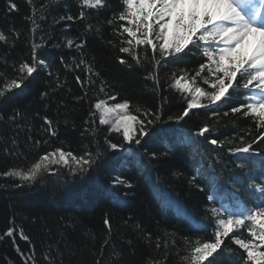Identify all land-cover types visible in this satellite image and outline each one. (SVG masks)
<instances>
[{
	"label": "trees",
	"instance_id": "trees-1",
	"mask_svg": "<svg viewBox=\"0 0 264 264\" xmlns=\"http://www.w3.org/2000/svg\"><path fill=\"white\" fill-rule=\"evenodd\" d=\"M121 11V0L96 9L81 0H0L7 38L0 41V88L23 80L0 97V264H191L195 241L214 242L218 219L264 200V139L256 140L260 130L244 110L231 112L253 92L233 89L211 105L202 99L205 109L177 119L190 96L174 81L196 77L207 60L203 42L165 57L136 46L137 64L120 51L130 39ZM33 46L38 67L29 77L19 65L31 64ZM212 79L205 70L194 86L211 91ZM100 100L127 101L146 135L137 124L125 141L101 124ZM205 126L210 131L201 135ZM110 143L126 145L127 156ZM56 148L93 163L75 172L74 163L52 164L31 182L2 175L27 171ZM168 196L173 203L163 208ZM235 235L251 239L247 227ZM246 255L230 234L203 264H246Z\"/></svg>",
	"mask_w": 264,
	"mask_h": 264
},
{
	"label": "snow or ice",
	"instance_id": "snow-or-ice-1",
	"mask_svg": "<svg viewBox=\"0 0 264 264\" xmlns=\"http://www.w3.org/2000/svg\"><path fill=\"white\" fill-rule=\"evenodd\" d=\"M123 11L119 19L127 22V26L120 27L130 38L128 47H122L121 52L129 53L136 60L140 59L136 54V46L150 47L154 52L159 51L162 57L181 54L189 45H199L203 42L202 55L207 58L206 63L199 66L196 77L188 81L180 77L174 81V87L185 93H190L192 99L187 102L183 114L177 119H182L189 114L191 109L207 107L216 104L230 96V90L243 88L251 90L253 95L247 99L249 102L232 107V113L244 110L245 116L254 120L259 135L256 140L264 139V0H121ZM104 0H81L83 8L96 9L103 6ZM11 7L15 9V4ZM85 13L80 12L84 17ZM72 19V17H67ZM63 19V17H62ZM3 33H0V41H6ZM68 46L73 45V40L67 41ZM31 64L23 62L19 65V72L32 76L37 71L36 47L32 49ZM153 59H155L153 57ZM121 63L126 61L121 60ZM44 62L39 61L42 65ZM83 63V61H81ZM159 63V61H156ZM212 76L210 82L211 91L194 86L196 78L202 72ZM149 77L154 78L152 73ZM79 81V78H77ZM184 80V83H181ZM208 82V81H206ZM22 79H12L0 88V97L7 92L20 88ZM114 100L115 97H110ZM207 100L208 105L202 104L201 100ZM129 103H115L111 106L100 100L95 108L101 110L100 123L107 124L109 113H123L112 125V130H123L125 141H132L136 135L135 125H140V135H146L143 121L137 116L131 115ZM227 115V113H225ZM46 123L51 124L45 118ZM151 123V121H149ZM210 129L205 126L200 128L199 133L204 135ZM137 144L140 143L136 139ZM215 145L217 140L210 141ZM112 149L118 147L110 143ZM251 145L240 149L249 152ZM85 156H75L71 152H65L56 148L53 152L45 153L39 157V161L31 165L27 171L9 169L2 173L4 176L19 177L25 182H31L42 172L47 171L52 164L68 165L74 163L72 171L85 170V166L93 163L92 159ZM258 190L264 193V184ZM215 212L216 210L213 209ZM109 221L105 220V224ZM247 227L251 239H244L235 235L236 230ZM233 234L234 243L237 244L247 255L246 264H264V200L245 213H229L227 219H218L215 230L214 242L195 241L197 246L191 249V264H203L209 257H213L218 249H221L224 237ZM6 235H13V230L8 229ZM24 239L28 237L24 236ZM184 259H188L185 257ZM209 264L211 262L209 261Z\"/></svg>",
	"mask_w": 264,
	"mask_h": 264
},
{
	"label": "rangeland",
	"instance_id": "rangeland-1",
	"mask_svg": "<svg viewBox=\"0 0 264 264\" xmlns=\"http://www.w3.org/2000/svg\"><path fill=\"white\" fill-rule=\"evenodd\" d=\"M181 83L183 84L184 82H182V80H181ZM188 94H189V96H190V99H192L191 94H190V93H188ZM105 102H106V104L109 105V106L112 105V103H108L107 101H105ZM113 104H115V103H113ZM95 109H96V108H95ZM96 111H97V113H98V115H99V117H100L101 110L96 109ZM122 114H123V113H109V114H107V115H106V119L109 120V123H107L106 125H108L109 127L112 128V125H113V124L116 122V120L119 118V115H122ZM120 132L123 134V130H122V129H121ZM116 149H117V150L120 149L121 152L118 150V151H119L118 154H121L122 158H123L124 156H127L126 148H124V147H122V148L117 147ZM117 150H116V151H117ZM172 200H173V199H172ZM168 203H170V205H172L173 201L169 200Z\"/></svg>",
	"mask_w": 264,
	"mask_h": 264
},
{
	"label": "bare ground",
	"instance_id": "bare-ground-1",
	"mask_svg": "<svg viewBox=\"0 0 264 264\" xmlns=\"http://www.w3.org/2000/svg\"><path fill=\"white\" fill-rule=\"evenodd\" d=\"M202 104H205L204 102L201 101ZM201 108H204V107H201ZM205 109V108H204ZM106 125V124H105ZM108 126V125H107ZM109 127V126H108ZM110 130H112L111 127H109ZM181 136V134L179 135ZM124 148H126V145L123 146ZM163 200H160L162 202V207L165 208V206L168 204L169 200L171 199V197H167V198H162Z\"/></svg>",
	"mask_w": 264,
	"mask_h": 264
}]
</instances>
